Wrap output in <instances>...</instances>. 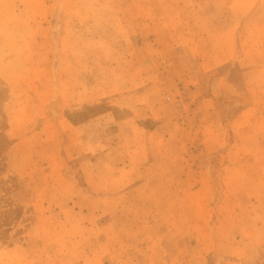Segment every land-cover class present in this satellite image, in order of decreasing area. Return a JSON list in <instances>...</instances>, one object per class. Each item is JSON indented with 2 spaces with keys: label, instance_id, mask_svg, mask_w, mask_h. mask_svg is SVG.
Here are the masks:
<instances>
[{
  "label": "rangeland",
  "instance_id": "374dc122",
  "mask_svg": "<svg viewBox=\"0 0 264 264\" xmlns=\"http://www.w3.org/2000/svg\"><path fill=\"white\" fill-rule=\"evenodd\" d=\"M0 113V264H264V0H0Z\"/></svg>",
  "mask_w": 264,
  "mask_h": 264
},
{
  "label": "crops",
  "instance_id": "0c3cea01",
  "mask_svg": "<svg viewBox=\"0 0 264 264\" xmlns=\"http://www.w3.org/2000/svg\"><path fill=\"white\" fill-rule=\"evenodd\" d=\"M173 43L172 37L171 39H166V46L170 49L171 56L175 55L176 51V48L172 45ZM201 66L204 72L215 68V65H211L210 61L206 60H204ZM175 76L176 70L172 62V57L171 60H165L164 58H159V56L154 57V109H150L149 113H152L151 116H154V123L160 126L170 115L178 117L181 114L173 105L170 103L167 104L164 100V96L171 95V91L175 89ZM213 101L214 98L212 95L208 94L204 96L198 101L197 110L203 113L204 116H207L206 114L210 113L211 109H214ZM160 126L154 128V133L161 130Z\"/></svg>",
  "mask_w": 264,
  "mask_h": 264
},
{
  "label": "trees",
  "instance_id": "16d2710c",
  "mask_svg": "<svg viewBox=\"0 0 264 264\" xmlns=\"http://www.w3.org/2000/svg\"><path fill=\"white\" fill-rule=\"evenodd\" d=\"M0 120L3 121V128L6 129V124H5V118L3 116L2 113H0ZM10 146V142L6 139V137L3 134H0V157L2 156V154L9 148ZM4 173V168L3 166L0 164V175ZM14 213L17 215L15 218H13V221H8V219H6L5 221H3V225H10L8 227L7 230L3 231L1 234V239L5 241L7 238L5 237L6 234L9 232L11 226H13L14 224L18 223V221L21 219V216L18 214H20V212H18V210H13ZM11 213V212H10ZM13 224V225H11ZM1 225V227L3 226ZM1 230V229H0Z\"/></svg>",
  "mask_w": 264,
  "mask_h": 264
}]
</instances>
